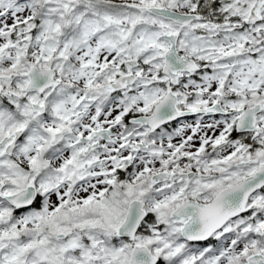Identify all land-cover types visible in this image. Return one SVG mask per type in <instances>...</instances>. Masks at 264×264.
<instances>
[{
    "label": "snow or ice",
    "instance_id": "snow-or-ice-1",
    "mask_svg": "<svg viewBox=\"0 0 264 264\" xmlns=\"http://www.w3.org/2000/svg\"><path fill=\"white\" fill-rule=\"evenodd\" d=\"M0 264H264V0H0Z\"/></svg>",
    "mask_w": 264,
    "mask_h": 264
}]
</instances>
